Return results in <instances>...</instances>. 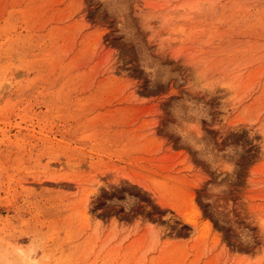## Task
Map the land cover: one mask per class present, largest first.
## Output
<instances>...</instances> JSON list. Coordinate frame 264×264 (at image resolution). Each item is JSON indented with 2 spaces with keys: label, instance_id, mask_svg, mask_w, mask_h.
I'll return each mask as SVG.
<instances>
[{
  "label": "rangeland",
  "instance_id": "obj_1",
  "mask_svg": "<svg viewBox=\"0 0 264 264\" xmlns=\"http://www.w3.org/2000/svg\"><path fill=\"white\" fill-rule=\"evenodd\" d=\"M0 264H264V0H0Z\"/></svg>",
  "mask_w": 264,
  "mask_h": 264
},
{
  "label": "bare ground",
  "instance_id": "obj_2",
  "mask_svg": "<svg viewBox=\"0 0 264 264\" xmlns=\"http://www.w3.org/2000/svg\"><path fill=\"white\" fill-rule=\"evenodd\" d=\"M193 3H194V2H193ZM194 4H195V3H194ZM191 5H192V3H191ZM191 5H189L188 7H189V8H192V7L194 6V5H192V6H191ZM196 5H197V3H196ZM183 7H184V6H183ZM185 9H186V7H185ZM189 10H190V9H189ZM191 10H192V9H191ZM187 13H189V11H188ZM188 15H189V14H188ZM232 82H234V81H232ZM237 83H238V82H237ZM237 83H236V85H237ZM231 84H232V83H231ZM234 85H235V83H234ZM234 85H233V86H234ZM236 85H235V86H236ZM230 86H231V85H230Z\"/></svg>",
  "mask_w": 264,
  "mask_h": 264
}]
</instances>
